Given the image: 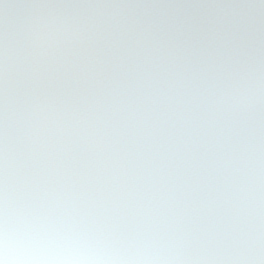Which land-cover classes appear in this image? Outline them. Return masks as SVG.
<instances>
[{
	"label": "clouds",
	"instance_id": "9594fccd",
	"mask_svg": "<svg viewBox=\"0 0 264 264\" xmlns=\"http://www.w3.org/2000/svg\"><path fill=\"white\" fill-rule=\"evenodd\" d=\"M0 264H264V0H0Z\"/></svg>",
	"mask_w": 264,
	"mask_h": 264
}]
</instances>
